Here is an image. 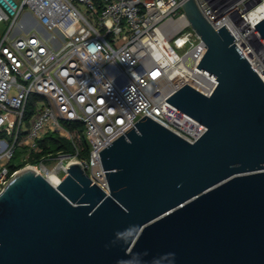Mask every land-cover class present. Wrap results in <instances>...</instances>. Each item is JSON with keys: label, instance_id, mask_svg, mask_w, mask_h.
<instances>
[{"label": "water", "instance_id": "obj_1", "mask_svg": "<svg viewBox=\"0 0 264 264\" xmlns=\"http://www.w3.org/2000/svg\"><path fill=\"white\" fill-rule=\"evenodd\" d=\"M183 8L218 83L166 99L207 129L140 117L100 150L109 192L77 161L57 184L22 168L0 191V264H264V79L226 23Z\"/></svg>", "mask_w": 264, "mask_h": 264}, {"label": "built area", "instance_id": "obj_2", "mask_svg": "<svg viewBox=\"0 0 264 264\" xmlns=\"http://www.w3.org/2000/svg\"><path fill=\"white\" fill-rule=\"evenodd\" d=\"M183 1L0 0V186L24 168L12 163L18 151L28 160L46 133L67 137L74 153L59 152L52 166L41 160L25 167L54 172L60 182L77 161L109 192L100 150L140 117L190 141L207 129L166 99L186 82L208 95L218 83L197 66L207 44ZM197 3L214 27L228 25L264 79V36L255 25L264 0Z\"/></svg>", "mask_w": 264, "mask_h": 264}, {"label": "trees", "instance_id": "obj_3", "mask_svg": "<svg viewBox=\"0 0 264 264\" xmlns=\"http://www.w3.org/2000/svg\"><path fill=\"white\" fill-rule=\"evenodd\" d=\"M33 106H30L27 112V121L30 120V117L33 113ZM41 150L40 151H33L30 154L28 160L24 161L22 164L26 162L36 163L38 161L44 160L45 162H52L55 155L59 152H70L74 153V147L71 141L59 134V133H46L40 139ZM86 153V151H85ZM21 164V165H22Z\"/></svg>", "mask_w": 264, "mask_h": 264}, {"label": "rangeland", "instance_id": "obj_4", "mask_svg": "<svg viewBox=\"0 0 264 264\" xmlns=\"http://www.w3.org/2000/svg\"><path fill=\"white\" fill-rule=\"evenodd\" d=\"M4 25H5V22H3V23L1 24L2 27H3ZM33 99H34V95H31L30 100L32 101ZM22 152H23L22 150H19V151H18V154L13 158L12 163H18V162H21V163H19V164H22V163H23L24 159L27 158L28 153H24V154L22 155ZM23 157H24V159H23ZM27 164H28V162L22 164L21 167H25V165H27ZM48 164H49L50 166H52L54 163H53V162H48ZM2 187H3V186L1 185V186H0V190H1Z\"/></svg>", "mask_w": 264, "mask_h": 264}, {"label": "bare ground", "instance_id": "obj_5", "mask_svg": "<svg viewBox=\"0 0 264 264\" xmlns=\"http://www.w3.org/2000/svg\"><path fill=\"white\" fill-rule=\"evenodd\" d=\"M261 68H264V63H260ZM32 166L33 168L37 169L34 165H29L28 167ZM38 170V169H37ZM39 171V170H38ZM53 183H57L59 181V177L54 173L51 172L48 177Z\"/></svg>", "mask_w": 264, "mask_h": 264}, {"label": "clouds", "instance_id": "obj_6", "mask_svg": "<svg viewBox=\"0 0 264 264\" xmlns=\"http://www.w3.org/2000/svg\"><path fill=\"white\" fill-rule=\"evenodd\" d=\"M89 51H91V52L96 51V47L95 46H90ZM101 102H103V101H101Z\"/></svg>", "mask_w": 264, "mask_h": 264}]
</instances>
